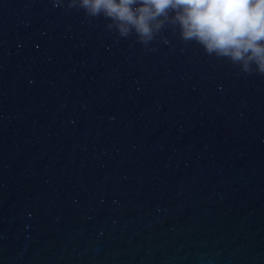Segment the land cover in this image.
<instances>
[{
  "label": "water",
  "instance_id": "obj_1",
  "mask_svg": "<svg viewBox=\"0 0 264 264\" xmlns=\"http://www.w3.org/2000/svg\"><path fill=\"white\" fill-rule=\"evenodd\" d=\"M68 4L0 0V264H264V75Z\"/></svg>",
  "mask_w": 264,
  "mask_h": 264
},
{
  "label": "clouds",
  "instance_id": "obj_2",
  "mask_svg": "<svg viewBox=\"0 0 264 264\" xmlns=\"http://www.w3.org/2000/svg\"><path fill=\"white\" fill-rule=\"evenodd\" d=\"M89 17L103 16L121 37L148 45L165 27L178 29L209 55L244 73L264 75V0H69Z\"/></svg>",
  "mask_w": 264,
  "mask_h": 264
}]
</instances>
